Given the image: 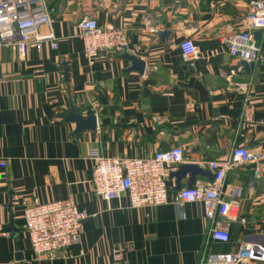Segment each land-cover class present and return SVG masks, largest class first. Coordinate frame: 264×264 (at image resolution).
I'll return each instance as SVG.
<instances>
[{"label": "crops", "instance_id": "1", "mask_svg": "<svg viewBox=\"0 0 264 264\" xmlns=\"http://www.w3.org/2000/svg\"><path fill=\"white\" fill-rule=\"evenodd\" d=\"M252 1L46 0L51 23L37 37L54 40L38 48L34 37L24 57L0 46V264H209L244 244L264 247V36L255 31L261 54L250 72L224 44L250 28ZM85 18L125 30L127 51L90 64L77 27ZM188 39L196 61L181 48ZM125 55L145 62L144 74L130 71ZM70 102L83 118L97 117L94 133L78 135L61 117ZM174 148L197 165L228 161L237 148L263 155L226 175L241 190L229 242L211 239L201 204H173L179 166L168 168V205L133 209L127 197L107 203L95 195L93 151L149 159ZM189 182L187 174L181 190ZM213 182L199 175L194 186ZM36 200L70 201L89 215L76 245L34 255L23 211Z\"/></svg>", "mask_w": 264, "mask_h": 264}, {"label": "built area", "instance_id": "2", "mask_svg": "<svg viewBox=\"0 0 264 264\" xmlns=\"http://www.w3.org/2000/svg\"><path fill=\"white\" fill-rule=\"evenodd\" d=\"M249 22L248 30L226 37L224 44L232 58L254 64L261 54L255 31H261L264 36V0L250 3ZM50 23L46 0H0V46L11 45L21 57L25 56L34 37L38 48L41 41L54 40L52 36L45 39L37 37L40 28ZM77 27L84 42L85 57L92 65L102 53L123 54L128 49L127 35L123 29H101L97 21L90 18L81 20ZM150 33L156 35L157 30L152 29ZM181 48L192 61L200 58L192 40L184 41ZM91 159L95 162L92 180L95 195L107 203L120 202L127 197L133 209L168 205V168L189 163L182 148L159 151L149 159H110L93 151ZM262 159L261 153L237 148L228 161L199 163L202 169L208 167L213 172L214 182L180 190L173 204L180 209L185 204H201L206 218L212 223L211 239L229 242L232 221L238 217L241 190L228 185L226 175L235 165ZM88 218L87 213L79 211L70 201L42 204L36 200L25 204L24 231L34 255L47 257L76 245ZM245 261L264 263V247L244 244L237 254L222 256L209 264H242Z\"/></svg>", "mask_w": 264, "mask_h": 264}, {"label": "water", "instance_id": "3", "mask_svg": "<svg viewBox=\"0 0 264 264\" xmlns=\"http://www.w3.org/2000/svg\"><path fill=\"white\" fill-rule=\"evenodd\" d=\"M256 39H259V36L256 35ZM124 59L129 60L132 63V68L130 71H137L141 74H144L146 69V63L142 62L135 56L125 55ZM242 66L247 72H250V67L248 63L242 61ZM64 75L66 79H69L70 69L67 63L63 64ZM62 118L66 119L67 122L76 123L78 128L76 134H81L85 131L94 133L97 129V117L95 115L85 119L80 114L78 109L75 107L73 102H70V111L68 115H62ZM190 175V182L188 188H192L195 185V178L199 175L208 177L211 181H214L215 176L210 171L202 169L197 164H182L179 166L178 171L174 173L173 177L177 179L175 193L177 194L181 190L180 181L185 178V176Z\"/></svg>", "mask_w": 264, "mask_h": 264}]
</instances>
